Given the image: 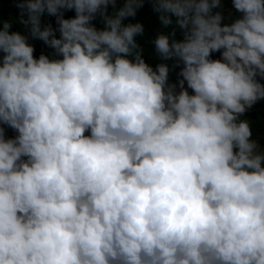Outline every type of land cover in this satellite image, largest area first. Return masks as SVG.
Wrapping results in <instances>:
<instances>
[{"label": "clouds", "instance_id": "9594fccd", "mask_svg": "<svg viewBox=\"0 0 264 264\" xmlns=\"http://www.w3.org/2000/svg\"><path fill=\"white\" fill-rule=\"evenodd\" d=\"M227 2L18 0L23 32L0 21V264H264V149L242 119L264 100V0ZM146 4L175 24L155 68Z\"/></svg>", "mask_w": 264, "mask_h": 264}, {"label": "trees", "instance_id": "16d2710c", "mask_svg": "<svg viewBox=\"0 0 264 264\" xmlns=\"http://www.w3.org/2000/svg\"><path fill=\"white\" fill-rule=\"evenodd\" d=\"M123 0H119V3H122ZM230 5V2H227ZM18 0H0V21L9 22L12 24L11 31L23 32V26L20 24V9L17 7ZM119 6V5H118ZM75 12L74 10H68L64 12V18H74ZM136 20H139L145 24L146 33L144 36H137L135 39L141 45L142 48L145 49L143 58L150 66L155 68V66L161 62L160 58L155 52L154 46L151 44V41L155 38L156 34L160 31H172L175 28V24L169 26L167 29H162L161 25L158 21V14L154 13L149 4H146L142 9L139 10ZM43 24H50L54 29L58 28L56 23V18L54 16H48L46 13L42 16ZM127 22H136L135 20L125 21ZM92 24L95 25L97 29H102L104 26L101 23V17L99 15L96 16ZM57 38H59V32L56 33ZM176 37L178 39H182V36L179 30L176 31ZM29 43L34 46V56L39 57L41 53L51 56L53 50L47 47L42 41L38 39L29 38ZM212 59H220V53L215 52L211 56ZM170 67L175 63V60L165 61ZM180 72V67H176L172 70L171 81L172 83H177ZM259 79V78H258ZM263 84V80H260ZM185 87L187 85L185 84ZM191 93V89H189ZM242 119H247L250 122L253 136L252 139L257 140L260 144L261 148L264 149V100H260L256 102L250 109H248ZM5 128V136L6 138H14L17 135L11 128H8L6 125L3 126ZM88 134V133H86Z\"/></svg>", "mask_w": 264, "mask_h": 264}, {"label": "rangeland", "instance_id": "374dc122", "mask_svg": "<svg viewBox=\"0 0 264 264\" xmlns=\"http://www.w3.org/2000/svg\"><path fill=\"white\" fill-rule=\"evenodd\" d=\"M224 8H225V16H227L228 10L231 8V5H228V3H224ZM263 84H264V80H263Z\"/></svg>", "mask_w": 264, "mask_h": 264}]
</instances>
